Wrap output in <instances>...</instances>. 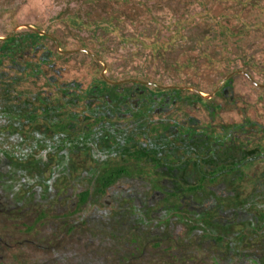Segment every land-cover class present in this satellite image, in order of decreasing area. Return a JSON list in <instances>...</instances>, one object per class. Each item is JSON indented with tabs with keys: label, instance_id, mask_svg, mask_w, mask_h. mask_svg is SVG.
Masks as SVG:
<instances>
[{
	"label": "flooded vegetation",
	"instance_id": "1",
	"mask_svg": "<svg viewBox=\"0 0 264 264\" xmlns=\"http://www.w3.org/2000/svg\"><path fill=\"white\" fill-rule=\"evenodd\" d=\"M252 5L264 11L258 0ZM70 20L78 28L90 24L80 17ZM105 20L115 17H100L92 28L112 35L114 29L97 25ZM181 24L165 39L142 43L163 59L175 47L187 52L183 62L170 63L177 78L173 84L149 73L118 76L108 56L90 43H62L40 26L18 24L0 37V65L10 60L16 71H0V206H12V214L30 197L45 204L76 198L83 204L92 191L101 203L108 189L121 185L106 199L118 216H128V227L144 226L155 216L188 227L195 222L184 232L174 231L173 256L178 257L168 264L201 253L216 264H264V79L259 78H264V60L260 64L254 52L197 56L181 36ZM216 25L231 32L230 26ZM21 28L29 33H20ZM260 28L264 24H242L236 34ZM97 41L108 45L106 52L113 50L112 38ZM21 53L28 60L22 62ZM75 54L88 57L92 67L79 65L81 78L65 81L59 61H71ZM200 61L209 70L197 71ZM207 75L217 78L203 91L199 82ZM31 78L32 89L37 84L42 89L17 92ZM83 184L96 186L88 192L72 186ZM190 233L197 242L187 239Z\"/></svg>",
	"mask_w": 264,
	"mask_h": 264
},
{
	"label": "rangeland",
	"instance_id": "2",
	"mask_svg": "<svg viewBox=\"0 0 264 264\" xmlns=\"http://www.w3.org/2000/svg\"><path fill=\"white\" fill-rule=\"evenodd\" d=\"M240 1L247 0H0V37H6L18 24L22 27L40 26L62 43L67 42L73 46L80 42L90 43L96 52L108 56L107 60L111 62L113 71L118 76L139 77L149 73L151 79L173 84L177 78L171 71L170 63L177 59L183 62L182 56H186L187 52L175 47L163 59L160 54H152V50L145 48L142 43L150 44L167 38L174 33L175 24L179 21L183 25L179 29L181 36L190 41L195 55L198 56L203 51L218 56L228 52L233 55L254 52L261 64L264 60V29L243 34L236 32H241L239 27L242 24L262 26L264 11L252 7V0L245 6ZM258 1L264 6V0ZM109 15H113L115 21L105 20L104 25H97L114 29L112 35L106 34L100 28L94 29L95 26L92 28L93 21L97 23L100 17ZM71 17H80L84 23L90 24L78 28L71 24ZM218 22L230 26L231 32L219 28L216 25ZM20 31L29 33L26 28H21ZM181 36L179 34L180 38ZM101 38L114 40L110 46L112 51H105L108 45L97 41ZM123 38L130 39V42L120 41ZM45 43L50 44L51 41ZM28 53L27 48L24 55L29 56ZM20 56L22 62L29 58L23 57V53ZM72 58L71 61L63 58L58 64V67L63 66L62 72H67L65 81L81 78L76 69L79 65L92 67V61L86 56L75 54ZM78 61L80 63L76 65ZM10 63V60L5 59L4 65H0V71L15 74L16 71L8 66ZM202 64L203 61L196 62L197 71L209 70L202 67ZM216 78L217 75H207L203 81H198L202 85L201 89L209 91ZM259 78L264 79L263 76ZM180 79L188 82L187 77ZM31 82L32 78L21 84L17 92L23 88L33 92L42 89L38 84L37 90V87L32 89ZM40 84L42 86V82ZM261 104L264 109V99ZM89 165H86L87 169ZM76 175L80 176V172ZM72 186L75 191L88 192L96 185ZM120 186L115 185L108 189L100 199L101 203L96 198V192L92 191L88 201L83 204L76 198L61 204H45L30 197L12 214L8 213L12 206H0V255L4 257L0 264H168L176 261L178 253L175 258L173 251L176 244L172 235L174 231L188 230L195 222H189L188 227L173 220L174 218L166 220L155 216L144 226L128 227V216H118L106 199L107 194L119 193ZM124 186L128 189L129 185ZM144 229H148V232ZM198 232L200 231L197 229L195 233ZM195 233L187 235V239L197 242L193 238ZM185 238L182 237L180 242L184 243ZM156 240L160 242L152 245ZM132 245L139 246L140 251L131 252ZM142 247H147V252L141 253ZM209 249H213L211 245ZM133 254L139 255L138 258L131 257ZM191 255L186 256V263L183 264H216L206 253L193 254V257Z\"/></svg>",
	"mask_w": 264,
	"mask_h": 264
},
{
	"label": "trees",
	"instance_id": "3",
	"mask_svg": "<svg viewBox=\"0 0 264 264\" xmlns=\"http://www.w3.org/2000/svg\"><path fill=\"white\" fill-rule=\"evenodd\" d=\"M86 199H87V196H86L85 194L82 195V202L86 201ZM138 256H139V255H135V254L131 255V257H137V258H138ZM122 262H123V261H122ZM122 262H121V263H122ZM126 262H128V260H127Z\"/></svg>",
	"mask_w": 264,
	"mask_h": 264
}]
</instances>
